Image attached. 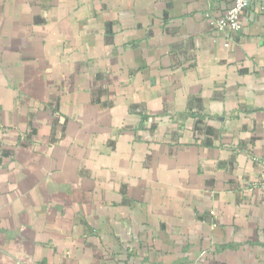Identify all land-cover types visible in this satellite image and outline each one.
I'll return each mask as SVG.
<instances>
[{
  "label": "crops",
  "instance_id": "1",
  "mask_svg": "<svg viewBox=\"0 0 264 264\" xmlns=\"http://www.w3.org/2000/svg\"><path fill=\"white\" fill-rule=\"evenodd\" d=\"M232 2L0 0V264H264V3L228 40Z\"/></svg>",
  "mask_w": 264,
  "mask_h": 264
},
{
  "label": "built area",
  "instance_id": "2",
  "mask_svg": "<svg viewBox=\"0 0 264 264\" xmlns=\"http://www.w3.org/2000/svg\"><path fill=\"white\" fill-rule=\"evenodd\" d=\"M257 2L264 3V0H233L232 6L224 15L211 21L210 25L218 33L223 34L228 40H231V35L237 34L242 29L241 15ZM226 47H228V44ZM253 161L264 174V158H254Z\"/></svg>",
  "mask_w": 264,
  "mask_h": 264
},
{
  "label": "trees",
  "instance_id": "3",
  "mask_svg": "<svg viewBox=\"0 0 264 264\" xmlns=\"http://www.w3.org/2000/svg\"><path fill=\"white\" fill-rule=\"evenodd\" d=\"M200 123H201V121H197V122H196L197 125H198V124L201 125ZM199 125L196 127L197 129H199ZM197 129H196V130H197Z\"/></svg>",
  "mask_w": 264,
  "mask_h": 264
}]
</instances>
